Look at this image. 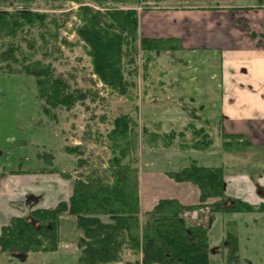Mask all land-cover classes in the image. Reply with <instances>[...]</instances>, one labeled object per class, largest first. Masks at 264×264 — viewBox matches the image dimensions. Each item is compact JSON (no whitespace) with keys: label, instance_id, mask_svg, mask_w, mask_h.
Here are the masks:
<instances>
[{"label":"trees","instance_id":"obj_1","mask_svg":"<svg viewBox=\"0 0 264 264\" xmlns=\"http://www.w3.org/2000/svg\"><path fill=\"white\" fill-rule=\"evenodd\" d=\"M33 1L35 0H0L4 3ZM53 1H92L101 8L80 6L77 11L80 24L76 27V32L84 42L94 73L113 92L121 95L129 93L133 85L131 77L137 74L138 41L142 50L157 53L175 52L182 48L180 40L175 37L140 36L136 7L109 6V3H140L151 0ZM47 18V14L25 7L0 9V44L6 46L0 57L9 62L18 61L16 54L23 53L20 51L21 47L15 45L12 39L20 33H24V41L35 51V43L28 34L36 26L46 28ZM53 21L58 29L66 25V21L61 24L57 23L56 18ZM64 42L69 44L66 40ZM22 57L25 70L36 78L39 98L49 108H72L76 102L87 99L88 94L85 91L70 90V83L66 79L55 76L50 63L33 61L26 64V55ZM129 119L128 115L121 116L113 122V129L109 134V140H114L115 145L112 149L114 155L111 167L103 174L97 170L80 174L74 181L70 198L61 201L56 207L37 208L28 215L13 217L1 229V252L56 251L60 242V217L66 212L77 218L78 227L84 232L80 240L83 248L80 260L83 264L118 261L126 245L135 253L142 250V258L135 264H209V226L193 223L191 217H186L187 212L201 206L210 207L212 212L264 211V204L255 208L239 199H233L232 204H226L228 197L223 169L201 165L197 159L191 158L186 167L168 174L177 182L187 181L197 185L200 190L199 204L185 205L177 199H160L151 210L142 214L138 145L136 136H131ZM198 123L191 120L180 131H153L150 133L152 139L147 140V147L205 150L212 144V137L206 126L208 124ZM188 129L190 136H186ZM222 143L224 150L250 144L240 135H227ZM64 149L68 153L73 151L70 147ZM61 174L66 176L69 172ZM103 215L110 222H103L100 218ZM142 215L145 216L144 223L141 220ZM229 224L231 228L235 225L234 221ZM226 239L229 245L226 264H240L238 236L234 226L228 229Z\"/></svg>","mask_w":264,"mask_h":264},{"label":"rangeland","instance_id":"obj_2","mask_svg":"<svg viewBox=\"0 0 264 264\" xmlns=\"http://www.w3.org/2000/svg\"><path fill=\"white\" fill-rule=\"evenodd\" d=\"M231 1L151 0L140 3H109V6L136 7L139 19L138 31L139 35L143 36L140 25L141 12L157 10L162 7H174V9L183 7L188 10L214 9L217 3L226 5L231 3ZM238 1L233 0L232 3ZM83 5L101 9L97 3L92 1H84L82 3L77 1L56 2L53 0H35L30 3L0 2V9L12 10L13 8L25 7L48 15L46 28L36 26L31 30L30 35L28 34L30 40L35 43V51L24 41V33H20L12 39L15 45L21 47L20 51L23 53L18 52L16 54L18 61L9 62L0 57V171L24 167L28 168L27 171L29 173H56L65 180L73 181V183L80 174L85 175L93 170L100 171L103 174L105 170L111 167V159L114 155L112 150L115 146L114 140H109L113 122L121 116L128 115L130 117V133L131 136H136L138 145V166L142 189L144 188V203L147 209H150L159 198L167 196L163 194L173 192L172 189L166 187V184L163 183L162 178H160L163 176H161L160 172L179 170L182 162L181 157H186L184 154L187 153L189 154V159L195 158L199 160L200 164H206L202 154L209 152L215 146H219L222 143V137L218 136L216 132L215 134L212 133L213 141L211 147L205 150L193 149L184 151L174 147L171 150L178 152L167 153V151H161L165 149L163 147H147V140L152 139L150 133H153V131L154 133H165L171 130L180 131L187 127V124L182 122L183 115L179 114L180 111L167 110V108L162 106L164 103L170 102L169 93L164 86L165 78L162 74L170 68L175 70L181 69L182 66L179 64L177 66L173 65V59L166 54V51L157 53L142 50L138 41L137 74L131 77L133 85L127 95L113 92L94 73L90 56L85 52L84 42L80 40L76 32V27L80 24L77 11ZM55 18L58 20L57 23L59 22L60 24L63 23L62 21H66V25L58 29L53 21ZM54 35L57 38H54ZM64 40L69 44L65 43ZM5 48L6 46L0 44V53ZM22 55H26L28 59L26 64L33 61H41L42 64L50 63L55 76L66 79L70 83V90L80 89L85 91L88 94L87 99L76 102L72 108H49L44 100L39 98L36 78L25 70V64L21 60L23 58ZM193 59H196L195 55H193ZM198 66L202 67V64L190 65V71L193 73ZM194 80L195 78L191 77L190 81L193 82ZM189 88L191 96L195 99L197 93L194 92L198 89H195V87ZM134 121L135 124H133ZM206 126L209 129V125ZM186 136H190L189 129L186 131ZM75 141H79V144H76ZM189 141V138H187V142ZM67 147L73 148L72 153L65 152L64 148ZM80 152L81 154H79ZM172 153H176V156H178V153L181 155L178 156L176 162L171 157L167 159V155ZM206 160H209L208 157ZM209 164L213 163L209 162ZM2 167H5V169ZM62 172H69V174L65 176L61 174ZM156 172L159 173L157 174ZM151 175L156 176L157 179L155 181L152 180L149 184V178L147 177ZM165 176H167V173ZM21 201L23 202L22 199ZM25 206L26 204L22 205L18 210H16L17 207L15 209L16 213H20V217L30 214L34 209L42 208L39 206L25 208ZM208 210L212 212L210 207L201 206L192 212H187L186 217H191L193 223L209 226V229L214 223L215 230L225 227L226 231L229 228L232 229L233 226L236 229L237 221L235 219L242 218L233 215L237 212H231L233 213L232 216L226 212H214L219 213V216L208 217L206 215ZM241 212L251 213L257 211ZM220 213L225 214L221 215ZM9 217L15 216L10 215ZM62 217L75 216L65 212L61 215L60 220ZM245 218L249 219L250 217ZM75 219L77 229L82 233V236L75 234L74 229L73 233L68 234L70 236L69 239L65 238L63 247L67 250L68 258L66 259L68 262L63 264H83L80 260L83 252L80 240L84 232L78 227L76 217ZM144 220L145 216L142 218V223L145 222ZM221 220L226 222L222 223ZM230 220H233L235 224L232 228L229 226ZM239 229L242 230V226ZM212 243L213 239H209L208 232L209 250ZM223 251L225 253L222 255L212 256L211 254L209 256V264H226L229 257L228 247ZM142 256V250L135 253L126 245L122 249L120 260L98 264H135L136 261L141 260Z\"/></svg>","mask_w":264,"mask_h":264},{"label":"crops","instance_id":"obj_3","mask_svg":"<svg viewBox=\"0 0 264 264\" xmlns=\"http://www.w3.org/2000/svg\"><path fill=\"white\" fill-rule=\"evenodd\" d=\"M232 2L233 0L226 5L217 3L214 9L188 10L177 6L178 9L162 7L144 11L140 13V25L143 36L175 37L180 40L182 46L175 52L166 51L173 59V65L179 64L182 68L175 70L170 68L163 72L164 86L169 93L170 102L162 106L167 110L180 111L184 124L191 120L200 124L207 123L211 137L212 133L216 132L222 137V141L227 135H240L249 141V145H238L232 150H224L221 143L202 154L206 163L202 164L223 169L227 203L232 204L233 199H239L257 208L264 204V0ZM193 55L196 59H193ZM199 63L202 67L198 66L192 73L190 65ZM191 77L195 78L193 82L190 81ZM189 87L198 89L196 90L198 92H194L197 93L195 99L191 96ZM75 143L79 144V141ZM161 151L178 152L171 149ZM175 154H168L167 159L171 157L176 162L181 155ZM184 155L186 157H181L179 169L186 167L191 159L188 153ZM207 157L209 160H206ZM208 161L213 164H209ZM27 169L22 167L0 171V231L3 226L10 223L13 218L9 217L10 215L21 216L16 210L22 205L26 204L25 208L55 207L59 202L67 201L72 195L73 181L65 180L56 173H29ZM170 171L175 170L160 172L163 176L160 178L173 192L163 194L167 196L159 198L158 201L177 199L185 205L198 204L200 202L198 186L187 181L177 182L169 176ZM147 178L149 184L157 179L154 175ZM139 181L141 213L144 214L158 201L147 209L140 172ZM226 213L231 216L233 214ZM218 214L208 210L206 215L218 217ZM233 215L242 217L235 219L241 264H264V212H237ZM143 217L142 215L141 220ZM100 218L104 222H110L108 217ZM75 222V217L61 218L59 226L61 241L57 251L53 253L0 251V264L68 262L67 250L63 247L65 238L69 239L68 234L73 233L74 229L75 234L82 236ZM213 225L214 223L209 229V239H213L209 253L210 256L222 255L225 253L223 250L227 248L225 237L227 231L225 227L215 230ZM241 226L242 230L239 229Z\"/></svg>","mask_w":264,"mask_h":264},{"label":"flooded vegetation","instance_id":"obj_4","mask_svg":"<svg viewBox=\"0 0 264 264\" xmlns=\"http://www.w3.org/2000/svg\"><path fill=\"white\" fill-rule=\"evenodd\" d=\"M233 201V200H232ZM229 245H228V241H227V247H228ZM239 256V255H238ZM239 260H240V257H239ZM227 263V262H226ZM240 264H241V262H240Z\"/></svg>","mask_w":264,"mask_h":264}]
</instances>
